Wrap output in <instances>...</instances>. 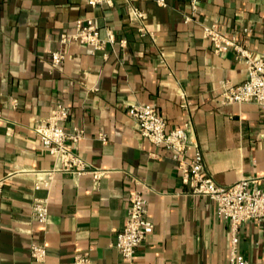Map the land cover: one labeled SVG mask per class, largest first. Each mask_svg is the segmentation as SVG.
I'll use <instances>...</instances> for the list:
<instances>
[{"label": "crops", "instance_id": "1", "mask_svg": "<svg viewBox=\"0 0 264 264\" xmlns=\"http://www.w3.org/2000/svg\"><path fill=\"white\" fill-rule=\"evenodd\" d=\"M88 6L85 0H0V264H74L90 252L93 264H130L115 247L127 220L128 196L143 190L154 232L132 264H230V225L216 203L182 183L171 153L138 134L128 114L133 104L155 107L169 129L187 126L202 151L207 174L220 186L264 176V115L254 103L223 105L225 83L247 79L233 48L219 54L203 32L216 24L254 54L264 55V0L136 2L154 36L142 37L125 0ZM190 18L189 21L186 18ZM92 19L126 48L93 54L88 46H62L78 20ZM66 60L55 66L52 54ZM66 105L68 132L83 130L75 152L105 171L54 172L36 125ZM107 140L102 142L100 135ZM35 199L49 202L47 225L32 217ZM47 249L44 263L31 246ZM238 250L250 264H264V226L241 227Z\"/></svg>", "mask_w": 264, "mask_h": 264}, {"label": "built area", "instance_id": "2", "mask_svg": "<svg viewBox=\"0 0 264 264\" xmlns=\"http://www.w3.org/2000/svg\"><path fill=\"white\" fill-rule=\"evenodd\" d=\"M129 6L130 22L137 26L142 37L154 34L146 26L147 15L136 6V2L144 0H125ZM165 6V0H156ZM204 0H190L193 12L196 13L198 5ZM92 8L112 7L113 0H85ZM187 21L190 18H186ZM69 34L61 36L62 46L81 44L88 46L93 54L100 52L107 57L108 47L112 49L126 48L127 41L119 40L116 32L108 29L103 37L92 19L78 20ZM205 37L210 40L215 52L222 54L233 48L237 58L247 67V79L237 86L225 83L221 92L220 103L223 105H236L254 103L258 105L264 115V55L254 54L243 47L235 38H227L221 34L216 24L203 26ZM66 56L63 52L52 54L55 66L64 63ZM139 135L153 145L164 148L171 153L172 159L177 162L181 170L182 183L189 187V192L195 196L208 197L216 203L217 213L230 225L232 236V249L230 264H250L247 257L238 250L241 227L247 222H256L264 226V176L248 178L230 186H220L207 174L202 151L194 142L187 126L169 129L166 119L161 116L155 107L147 104H133L128 110ZM69 109L66 105H58L51 116L35 127L42 148L56 161L53 172L47 174L46 180H37L35 189L40 190L49 184L54 172L75 175H89L95 183L105 176L102 171L82 159L75 151V145L85 138L83 130L68 132L65 123L69 118ZM100 140L106 142L105 134ZM3 182H0V191ZM129 206L127 220L124 228L116 235L115 247L130 264L133 263L139 249L149 240L154 232V225L148 218V200L143 190L132 191L128 196ZM32 217L41 224L47 225L49 221V202L47 199H35L32 205ZM31 257L37 263H44L47 258V249L43 244L31 246ZM74 264H93L90 252L75 256Z\"/></svg>", "mask_w": 264, "mask_h": 264}]
</instances>
